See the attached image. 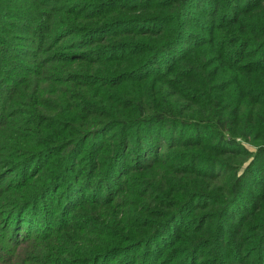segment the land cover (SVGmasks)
Instances as JSON below:
<instances>
[{
    "label": "trees",
    "instance_id": "obj_1",
    "mask_svg": "<svg viewBox=\"0 0 264 264\" xmlns=\"http://www.w3.org/2000/svg\"><path fill=\"white\" fill-rule=\"evenodd\" d=\"M0 243L264 264V0H0Z\"/></svg>",
    "mask_w": 264,
    "mask_h": 264
},
{
    "label": "rangeland",
    "instance_id": "obj_2",
    "mask_svg": "<svg viewBox=\"0 0 264 264\" xmlns=\"http://www.w3.org/2000/svg\"><path fill=\"white\" fill-rule=\"evenodd\" d=\"M250 148L252 149V147H250ZM0 245H1V243H0ZM1 248H2V247H1ZM2 249H3V248H2ZM3 250H4L5 252H7L6 249H3Z\"/></svg>",
    "mask_w": 264,
    "mask_h": 264
}]
</instances>
